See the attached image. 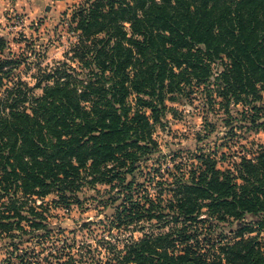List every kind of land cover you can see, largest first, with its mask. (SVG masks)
Masks as SVG:
<instances>
[{
	"label": "trees",
	"instance_id": "16d2710c",
	"mask_svg": "<svg viewBox=\"0 0 264 264\" xmlns=\"http://www.w3.org/2000/svg\"><path fill=\"white\" fill-rule=\"evenodd\" d=\"M62 17L70 62L41 69L33 86L15 76L19 59L0 35L3 264H40L20 244L60 231L45 199L68 208L98 185L114 207L106 237L129 233L121 245L100 238L104 264H264V144L220 168L215 149L179 150L167 164L153 137L176 112L168 102L196 97L222 109L227 132L256 123L264 0H80ZM202 118L197 141L213 132ZM71 248L41 264H76Z\"/></svg>",
	"mask_w": 264,
	"mask_h": 264
},
{
	"label": "rangeland",
	"instance_id": "374dc122",
	"mask_svg": "<svg viewBox=\"0 0 264 264\" xmlns=\"http://www.w3.org/2000/svg\"><path fill=\"white\" fill-rule=\"evenodd\" d=\"M79 1L0 0V35L7 37L14 58L19 59L15 76H20L29 86H33L41 69L50 68L60 62L69 64L74 37L65 22L67 17H62V13ZM47 6L49 9H46ZM40 92L39 89L34 90L35 94ZM196 98L191 102H168L176 112L174 115L167 113L163 126H156L153 133L159 149L167 155L163 159L164 162L170 164L172 154L179 150L202 149L208 152L215 149L217 158L221 153L225 154L226 159L218 163V167L225 168L232 160H236V157L251 155L257 149V144H264V93L256 103L262 109L256 123L235 127L232 132H227L228 127L224 120L227 116L222 109L215 107L214 111L207 112L202 108L199 97ZM235 108L236 112H240L248 107L243 108L238 104ZM233 115L240 118L235 111ZM203 116L207 122L214 124L213 132L209 133L207 138L197 141L198 133L206 132L203 130ZM173 159L179 160V156ZM151 162L148 160L144 164L150 166ZM107 191V187L102 185L94 189L85 186L78 193L79 203H74L68 208L52 206L49 204L52 196H48L45 199V202H48L45 206L47 211L44 213L46 222L50 227H58L60 231H51L50 241L46 240L41 244H35L34 241L23 242L20 248L34 250L41 264L43 261L56 260L50 253L60 252L58 248L66 241L72 246L70 253L77 260L76 264H104L107 255L104 248L106 243H102L100 238L105 237L113 243L118 240L121 245L122 239L129 235L126 231L118 232L114 229L113 236L106 237L109 218L114 210L112 206H103L102 198L108 196ZM138 234L135 233V236ZM5 242H9V239L0 240V264H3L2 260L6 257ZM86 244L90 245L89 251L85 248ZM79 246L82 248L79 249ZM63 259L64 257L60 260Z\"/></svg>",
	"mask_w": 264,
	"mask_h": 264
},
{
	"label": "water",
	"instance_id": "95a60500",
	"mask_svg": "<svg viewBox=\"0 0 264 264\" xmlns=\"http://www.w3.org/2000/svg\"><path fill=\"white\" fill-rule=\"evenodd\" d=\"M46 9H49V6H47Z\"/></svg>",
	"mask_w": 264,
	"mask_h": 264
}]
</instances>
